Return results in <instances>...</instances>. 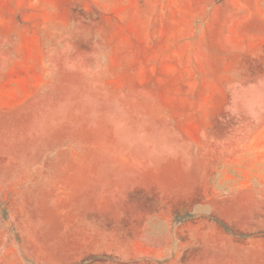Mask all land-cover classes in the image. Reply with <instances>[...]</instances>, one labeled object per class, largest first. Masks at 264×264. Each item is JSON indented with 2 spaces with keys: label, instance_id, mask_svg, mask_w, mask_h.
<instances>
[{
  "label": "rangeland",
  "instance_id": "obj_1",
  "mask_svg": "<svg viewBox=\"0 0 264 264\" xmlns=\"http://www.w3.org/2000/svg\"><path fill=\"white\" fill-rule=\"evenodd\" d=\"M264 264V0H0V264Z\"/></svg>",
  "mask_w": 264,
  "mask_h": 264
},
{
  "label": "trees",
  "instance_id": "obj_2",
  "mask_svg": "<svg viewBox=\"0 0 264 264\" xmlns=\"http://www.w3.org/2000/svg\"><path fill=\"white\" fill-rule=\"evenodd\" d=\"M80 264H85V262H82V263H80Z\"/></svg>",
  "mask_w": 264,
  "mask_h": 264
}]
</instances>
